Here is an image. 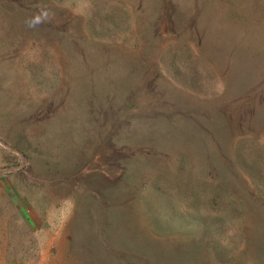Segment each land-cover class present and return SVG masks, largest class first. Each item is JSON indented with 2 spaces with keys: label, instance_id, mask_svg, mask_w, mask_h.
<instances>
[{
  "label": "rangeland",
  "instance_id": "rangeland-1",
  "mask_svg": "<svg viewBox=\"0 0 264 264\" xmlns=\"http://www.w3.org/2000/svg\"><path fill=\"white\" fill-rule=\"evenodd\" d=\"M0 264H264V0H0Z\"/></svg>",
  "mask_w": 264,
  "mask_h": 264
}]
</instances>
